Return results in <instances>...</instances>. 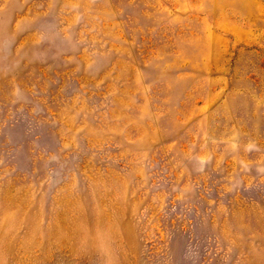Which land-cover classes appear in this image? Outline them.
<instances>
[{
    "label": "rangeland",
    "instance_id": "obj_1",
    "mask_svg": "<svg viewBox=\"0 0 264 264\" xmlns=\"http://www.w3.org/2000/svg\"><path fill=\"white\" fill-rule=\"evenodd\" d=\"M0 264H264V0H0Z\"/></svg>",
    "mask_w": 264,
    "mask_h": 264
}]
</instances>
